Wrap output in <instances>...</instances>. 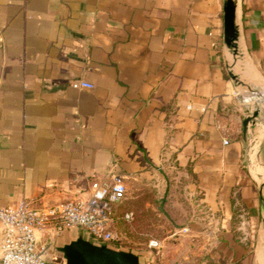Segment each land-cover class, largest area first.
<instances>
[{
  "label": "crops",
  "instance_id": "obj_1",
  "mask_svg": "<svg viewBox=\"0 0 264 264\" xmlns=\"http://www.w3.org/2000/svg\"><path fill=\"white\" fill-rule=\"evenodd\" d=\"M224 1L0 0V208L60 206L114 174L118 218L147 190L175 223L167 264H262L264 216L254 231L238 206L256 189L264 208V0H237L235 51ZM73 229L40 236L46 261L64 264Z\"/></svg>",
  "mask_w": 264,
  "mask_h": 264
},
{
  "label": "built area",
  "instance_id": "obj_2",
  "mask_svg": "<svg viewBox=\"0 0 264 264\" xmlns=\"http://www.w3.org/2000/svg\"><path fill=\"white\" fill-rule=\"evenodd\" d=\"M72 88L92 90L94 85L76 81ZM126 193L122 178L109 174L93 182L87 193L60 206H38L35 202L24 201L16 208H0V223L4 229L1 264H53L46 261L50 245L40 247V236L62 235L73 228L87 234L92 243L110 248L111 243L118 242L110 227L120 221L117 209L125 201ZM124 219L131 221L132 214H125ZM150 247L160 254L158 242H151Z\"/></svg>",
  "mask_w": 264,
  "mask_h": 264
},
{
  "label": "rangeland",
  "instance_id": "obj_3",
  "mask_svg": "<svg viewBox=\"0 0 264 264\" xmlns=\"http://www.w3.org/2000/svg\"><path fill=\"white\" fill-rule=\"evenodd\" d=\"M258 137L259 136H256L254 132V135L252 136V139L250 141L253 148L257 147L258 143L255 142L257 141ZM262 151L264 159V148ZM247 162L249 161L247 160ZM263 181L258 182V185L261 187V189H263ZM254 192L256 207L251 213L245 206L242 207L239 205L238 207L240 213H243L246 225L254 227L253 229L254 231H256L261 226L262 217L264 216V208L260 193L256 189ZM143 193L145 195L143 198L145 201L144 203L138 205L136 204L138 198H134L131 199V201L128 200L123 204L122 212L132 210L135 214L134 219H132V221L129 223L122 222L117 226V228H115L114 232L116 238L118 239V242L111 243L109 245L110 249L116 251L132 252L140 257L141 264H167L168 257H170L169 259L172 260H176V258L178 260L182 259V257L184 256L183 249L180 251L175 250V245L179 244L180 242L177 243L175 237H172L171 235V232L176 227L175 223L167 214L165 215L164 213L159 211V206L156 203L157 199L154 197L153 193L148 194L147 190H145ZM139 194H141L142 196V191L140 189L139 191L135 192L136 197ZM147 202H150L151 205H147ZM251 215H253V218ZM79 230L80 229L75 228L73 229V232L70 233L73 234L74 237L84 235L85 237H83L90 241V237L84 232H80ZM253 235L254 237L252 238V243L253 245H255V233ZM151 242H158L160 244V254L157 253V250L150 247ZM95 245L102 246L98 243H96ZM261 263L264 264V256ZM175 264H178V262L176 261Z\"/></svg>",
  "mask_w": 264,
  "mask_h": 264
},
{
  "label": "water",
  "instance_id": "obj_4",
  "mask_svg": "<svg viewBox=\"0 0 264 264\" xmlns=\"http://www.w3.org/2000/svg\"><path fill=\"white\" fill-rule=\"evenodd\" d=\"M237 0L224 1V42L228 48L236 50L238 33L236 30ZM260 111L256 110L244 121L245 132L250 123L254 122ZM261 143L257 144L258 150ZM56 251L62 255L64 264H141L140 257L132 252L116 251L106 245L98 246L79 236L78 239L64 246L57 247Z\"/></svg>",
  "mask_w": 264,
  "mask_h": 264
},
{
  "label": "bare ground",
  "instance_id": "obj_5",
  "mask_svg": "<svg viewBox=\"0 0 264 264\" xmlns=\"http://www.w3.org/2000/svg\"><path fill=\"white\" fill-rule=\"evenodd\" d=\"M236 13H237V7H236ZM236 30H237V33H238V37L240 35V32H239V27L238 25H236ZM238 49H239V45H237ZM258 182H261L263 181L264 177L262 179L258 178V177H254ZM262 190L264 191V181H263V184H262ZM262 201H263V197H262ZM263 225H264V217H263Z\"/></svg>",
  "mask_w": 264,
  "mask_h": 264
},
{
  "label": "trees",
  "instance_id": "obj_6",
  "mask_svg": "<svg viewBox=\"0 0 264 264\" xmlns=\"http://www.w3.org/2000/svg\"><path fill=\"white\" fill-rule=\"evenodd\" d=\"M124 216H125V214L124 213H122L121 215H120V222H122L123 221V219H124Z\"/></svg>",
  "mask_w": 264,
  "mask_h": 264
}]
</instances>
